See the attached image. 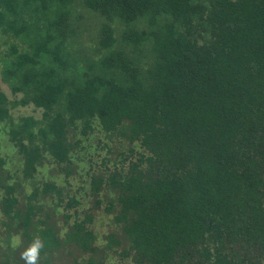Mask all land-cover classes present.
I'll return each mask as SVG.
<instances>
[{
  "label": "trees",
  "instance_id": "trees-1",
  "mask_svg": "<svg viewBox=\"0 0 264 264\" xmlns=\"http://www.w3.org/2000/svg\"><path fill=\"white\" fill-rule=\"evenodd\" d=\"M0 74L24 178L86 183L0 173V264H264V0H0Z\"/></svg>",
  "mask_w": 264,
  "mask_h": 264
},
{
  "label": "rangeland",
  "instance_id": "rangeland-1",
  "mask_svg": "<svg viewBox=\"0 0 264 264\" xmlns=\"http://www.w3.org/2000/svg\"><path fill=\"white\" fill-rule=\"evenodd\" d=\"M78 11H84L81 7L77 8ZM87 23L90 28L96 30V24L92 19H87ZM91 30V31H93ZM85 36L88 38L89 33H86ZM86 38V39H87ZM0 89L5 92L9 100H13L14 98H18L21 93H16L17 95H12L9 86L1 79L0 74ZM40 109H35L33 105L26 106H15L10 108V118L0 121V158L1 169L0 173H3V177L7 175V181L10 183H16V194L19 198H22L26 193L30 192L31 187L33 186V182H41L42 180H53L57 182L59 185L64 186L65 189L68 188L71 190V193L76 192L79 196H84V189L80 188L81 185L83 187L86 186V183L82 178L78 175H73L70 180V184L67 185L64 182L63 172H60L53 163H45L42 167L38 169L36 173H34L32 179L24 178L22 167L19 161V156L16 153V150L13 148V145L9 141L8 129L11 125V121L17 122L21 116L33 115L35 117H40ZM55 169V170H54ZM85 179V178H84ZM21 188V191L20 189ZM85 202V201H84ZM85 205L86 204L85 202ZM104 205V202H103ZM102 205V206H103ZM0 216L2 213L0 211ZM93 225L97 232L106 233L110 230H114L116 227L111 221V215L106 214L99 208L95 214V219L93 221ZM1 230V227H0ZM3 235H0L2 238ZM101 239V237H99ZM17 239H13V243H15ZM0 243L4 245L3 241L0 240Z\"/></svg>",
  "mask_w": 264,
  "mask_h": 264
},
{
  "label": "clouds",
  "instance_id": "clouds-1",
  "mask_svg": "<svg viewBox=\"0 0 264 264\" xmlns=\"http://www.w3.org/2000/svg\"><path fill=\"white\" fill-rule=\"evenodd\" d=\"M42 248V242L39 239H36L21 253V259L25 261V264H38Z\"/></svg>",
  "mask_w": 264,
  "mask_h": 264
}]
</instances>
